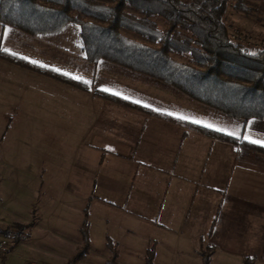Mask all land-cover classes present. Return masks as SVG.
Wrapping results in <instances>:
<instances>
[{"label":"crops","instance_id":"crops-1","mask_svg":"<svg viewBox=\"0 0 264 264\" xmlns=\"http://www.w3.org/2000/svg\"><path fill=\"white\" fill-rule=\"evenodd\" d=\"M84 62L92 75L82 80L152 114L86 93V103L72 101L75 190L56 218L76 241L35 222L25 240L55 232L62 246H75L66 264H107L109 239L119 264H145L152 244L155 264H202L206 245L214 248L211 264H264V154L198 130L264 149L251 142H264V120L234 119L150 77ZM86 212L90 248L74 260Z\"/></svg>","mask_w":264,"mask_h":264},{"label":"trees","instance_id":"trees-1","mask_svg":"<svg viewBox=\"0 0 264 264\" xmlns=\"http://www.w3.org/2000/svg\"><path fill=\"white\" fill-rule=\"evenodd\" d=\"M247 1L0 0V24L31 37L57 35L72 27L81 57L88 63L106 61L153 78L231 118L264 120V47H248L233 39L225 22L231 4L236 10L247 9ZM153 18L162 19L165 27L161 29ZM123 31L142 41L127 37ZM175 55L188 61L180 62ZM0 58L86 94L152 114L54 68L8 52H1ZM198 130L235 147L264 154L263 148L243 140ZM30 228L16 223L0 233L17 245L28 237ZM81 234L83 246L74 260L83 259L90 248L87 212ZM107 248V264H119V252L111 239ZM213 250L211 245L203 247L202 264H211ZM155 257L156 245L152 244L145 264H155ZM244 264H254V260L246 259Z\"/></svg>","mask_w":264,"mask_h":264},{"label":"rangeland","instance_id":"rangeland-1","mask_svg":"<svg viewBox=\"0 0 264 264\" xmlns=\"http://www.w3.org/2000/svg\"><path fill=\"white\" fill-rule=\"evenodd\" d=\"M263 1L248 0L247 9L236 10L232 4L228 7L225 22L233 39L248 47H264ZM152 20L161 29L165 27L162 19ZM123 33L142 41L133 34ZM1 52L15 54L79 80L91 81V68L86 67L81 57L78 37L72 27L57 35L31 37L0 24ZM174 58L180 62L188 61L187 57L175 55ZM87 97L84 92L0 58V231L11 229L16 223H43L76 241L74 232L64 230L67 223L62 224L56 217L62 216V206L70 202V193L75 190L70 157L72 120L76 116H72L71 104L72 101L86 103ZM78 104L73 103L74 109L85 108ZM85 121H82L84 125ZM75 128L85 129L80 125ZM30 231L32 228L26 233ZM49 235L47 240L42 238L43 235L35 234L32 239L14 245L11 238L0 233V238H7L12 243L6 264L31 261L66 264L75 246H62L53 231Z\"/></svg>","mask_w":264,"mask_h":264},{"label":"built area","instance_id":"built-area-1","mask_svg":"<svg viewBox=\"0 0 264 264\" xmlns=\"http://www.w3.org/2000/svg\"><path fill=\"white\" fill-rule=\"evenodd\" d=\"M12 243L7 238H0V264H6V258L8 255V251L11 248ZM27 264H38L36 262H29Z\"/></svg>","mask_w":264,"mask_h":264},{"label":"snow or ice","instance_id":"snow-or-ice-1","mask_svg":"<svg viewBox=\"0 0 264 264\" xmlns=\"http://www.w3.org/2000/svg\"><path fill=\"white\" fill-rule=\"evenodd\" d=\"M33 63H35L34 61H33ZM252 143H260L261 144V146H264V142H262V141H251Z\"/></svg>","mask_w":264,"mask_h":264}]
</instances>
